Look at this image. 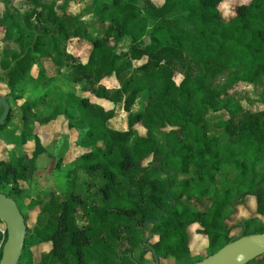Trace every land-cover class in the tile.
Masks as SVG:
<instances>
[{
	"label": "trees",
	"instance_id": "trees-1",
	"mask_svg": "<svg viewBox=\"0 0 264 264\" xmlns=\"http://www.w3.org/2000/svg\"><path fill=\"white\" fill-rule=\"evenodd\" d=\"M0 1L3 40L16 45L0 55L2 83L10 92L38 57L50 58L58 68L71 61L72 70L87 78L89 92L122 103L127 112L126 129L119 130L106 125L115 116L113 108L72 91L63 97L67 124L82 130L77 144L86 148L77 167L102 179L100 204H84L70 182L69 194L61 200L51 195L28 227L16 200L23 191L19 180L27 178L28 156L21 151L16 159H0V191L15 200L26 224L18 264H32L25 251L39 243L50 244L40 264H144L147 252L154 261L142 243L148 230L147 242L159 258L191 264L201 258L191 256L190 227L196 225V232L206 236V255L235 238L227 227L231 213L225 210L232 209L236 193L255 199L254 216L241 224L245 229L255 216L264 219V109L245 108L233 97L240 83L257 85L264 78V0L237 4L227 20L218 8L223 0H162L160 5L92 0L95 19L85 25L58 14L53 2L31 0L34 8L16 17L7 8L13 0ZM175 11L180 15L170 17ZM71 34L90 45L85 62L65 51ZM144 36L148 41L139 44ZM124 37L130 41L129 59L144 58L136 67L119 62L115 49ZM128 68L132 71L126 74ZM111 75L118 87L99 84ZM140 92L146 104L131 112ZM220 111L226 116L207 117ZM10 115L9 109L0 131ZM21 122L28 128L24 114ZM228 169L234 178L218 189L217 176ZM9 182L12 194L3 191ZM78 210L85 225L77 223ZM263 231L264 226L256 232ZM5 237L6 230L0 233V255ZM137 247L142 251L134 257Z\"/></svg>",
	"mask_w": 264,
	"mask_h": 264
},
{
	"label": "rangeland",
	"instance_id": "rangeland-1",
	"mask_svg": "<svg viewBox=\"0 0 264 264\" xmlns=\"http://www.w3.org/2000/svg\"><path fill=\"white\" fill-rule=\"evenodd\" d=\"M43 2H53L58 14L65 13L75 17V23L83 25L92 23L95 19L92 0H42ZM156 5L162 4V0H152ZM249 0H223L218 8L224 20L234 14V7L240 3H248ZM2 3L0 1V9ZM12 14L22 17L28 13L34 4L31 0H13L7 4ZM38 9V7H37ZM180 11L172 12L170 17H178ZM31 26H37L38 22L31 19ZM100 32L94 35H99ZM4 28L0 27V55L5 47L16 49L12 41L3 40ZM148 41V36H144L139 44ZM130 41L124 37L116 47L120 63L130 62L132 68L144 61L142 59H129L125 54ZM67 53L72 54L78 61L85 62L90 50L89 43L84 39H78L74 34L68 38L64 44ZM126 69V74L132 71ZM72 70L71 61L66 62L58 68L50 58L38 57L31 62L30 67L22 75L12 92L7 86L0 82V95L7 96L10 106V119L2 131H0V159H16L20 152L28 156V172L25 180H19L23 191L17 202L21 210L27 216V225L32 227L35 223L39 208L45 205L50 196L57 200L66 197L71 191L70 182L74 183V190L78 191L79 197L86 205H97L102 203V195L99 186L102 179L98 175H85L77 167V157L86 148L77 144L82 130L69 127L67 117L63 113V97L67 92H74L77 95H85L94 103H98L105 109L113 108L115 116L106 122V125L124 130L126 129L127 112L123 109L122 103L112 104L110 101L95 96L89 92L85 85L87 78ZM180 76L175 80L179 81ZM100 85L106 88L118 87V82L114 76L102 78ZM233 97L239 100L241 105L252 110L264 109V78L257 85H246L240 83L236 88ZM145 93L137 94L135 101L130 106L131 112L140 110L146 104ZM2 106H0V113ZM67 111L77 117V112L72 106H67ZM28 120V128H22V115ZM226 114L220 112H209L207 117L215 119L225 117ZM139 134L144 135L145 129L136 125ZM160 139V137H158ZM146 163V162H145ZM234 174L230 169L218 174L216 187L222 188L224 184L231 181ZM3 191L12 194L10 182L3 188ZM232 209L227 208L225 213H231L227 217V227L230 236H238L243 230V234L256 233L260 227L264 226V219L255 216L253 223L245 229L241 224L254 216L255 199L253 196L242 198L236 193ZM259 217V218H258ZM78 225H85V218L81 211L76 213ZM190 251L193 258H203L208 251L204 249L207 241L206 236L196 232V225L190 227ZM147 235V232L145 231ZM50 248L49 243H39L29 246L25 251V256L32 264H40L41 255ZM142 248L137 247L133 251V256L138 257ZM146 261L144 264H155L152 257L147 252L144 254ZM255 261V260H254ZM160 264H175L173 257L159 258Z\"/></svg>",
	"mask_w": 264,
	"mask_h": 264
},
{
	"label": "water",
	"instance_id": "water-1",
	"mask_svg": "<svg viewBox=\"0 0 264 264\" xmlns=\"http://www.w3.org/2000/svg\"><path fill=\"white\" fill-rule=\"evenodd\" d=\"M13 64L14 61L10 63L9 67ZM3 72L4 70L0 67L1 82H4ZM0 105L2 106L1 124L10 109L6 96L0 95ZM0 221L4 223L6 230V237L1 248L0 264H18L26 236V224L15 200L1 191ZM144 224L147 225V221ZM148 232L151 235L150 230ZM149 235L144 237L142 243L150 247L154 263L160 264L158 255L147 242ZM260 256L262 257L255 264H264V231L243 234L242 230L238 236L226 242L216 251L191 264H248Z\"/></svg>",
	"mask_w": 264,
	"mask_h": 264
},
{
	"label": "built area",
	"instance_id": "built-area-1",
	"mask_svg": "<svg viewBox=\"0 0 264 264\" xmlns=\"http://www.w3.org/2000/svg\"><path fill=\"white\" fill-rule=\"evenodd\" d=\"M4 232H5V225L3 222L0 221V233L4 234Z\"/></svg>",
	"mask_w": 264,
	"mask_h": 264
}]
</instances>
